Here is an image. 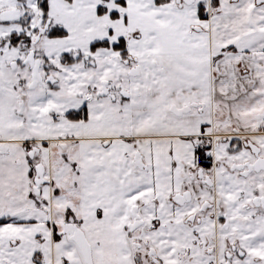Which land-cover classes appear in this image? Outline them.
<instances>
[{"label":"snow or ice","instance_id":"1","mask_svg":"<svg viewBox=\"0 0 264 264\" xmlns=\"http://www.w3.org/2000/svg\"><path fill=\"white\" fill-rule=\"evenodd\" d=\"M0 264H264V0H0Z\"/></svg>","mask_w":264,"mask_h":264}]
</instances>
